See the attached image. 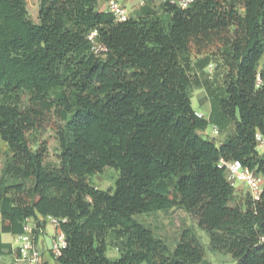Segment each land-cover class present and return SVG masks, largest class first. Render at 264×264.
<instances>
[{
  "label": "trees",
  "instance_id": "16d2710c",
  "mask_svg": "<svg viewBox=\"0 0 264 264\" xmlns=\"http://www.w3.org/2000/svg\"><path fill=\"white\" fill-rule=\"evenodd\" d=\"M172 1L161 4L166 20L143 7L118 22L97 0H37L34 23L25 0H0V141L15 181L0 185L1 233L22 234L27 220L43 231L51 217L65 220L55 229L66 241L58 264H200L189 230L171 250L134 219L180 208L210 251L264 264V187L258 202L237 198L217 168L239 162L264 178L255 142L264 139V0ZM93 31L104 56L90 51ZM197 57L194 85L212 119L234 126L219 145L200 135L209 121L191 108ZM53 116L58 164L48 168L47 142L32 147L27 136ZM105 168L118 177L100 190L90 178ZM108 244L118 259L106 258ZM9 249L0 243V255Z\"/></svg>",
  "mask_w": 264,
  "mask_h": 264
},
{
  "label": "rangeland",
  "instance_id": "374dc122",
  "mask_svg": "<svg viewBox=\"0 0 264 264\" xmlns=\"http://www.w3.org/2000/svg\"><path fill=\"white\" fill-rule=\"evenodd\" d=\"M99 5L104 4L108 0H98ZM126 9L128 18H133L140 13L141 8L147 7L153 10L160 18L166 20L167 15L162 11L161 4L165 0H115ZM184 0H173L177 6H180L181 2ZM26 8L28 11V18L37 23V0H26ZM102 9L101 7H98ZM242 11V10H240ZM106 12V11H104ZM138 13V14H137ZM202 58H194L192 64L195 66L191 71L193 77V85L189 90L191 108L200 117L209 121V124L204 132L200 135L207 140L213 141L215 145H219L227 139L229 135L233 133L234 126L230 122H215L211 117L212 106L204 93L203 90L198 89L194 82L199 80L197 74L200 73L199 63ZM216 65L214 60H212L204 72L213 76L216 71ZM264 65V56H262L259 61L257 70L259 71ZM218 69V68H217ZM29 96L27 93H22L20 96L19 106L25 108L28 106ZM59 121L54 116L51 117L47 124L39 129L38 132H32L27 136V139L32 147L36 144V141H46L47 142V157L45 159V166L48 168L56 167L58 164L57 154L59 145L55 139V130ZM217 127L218 133L214 135L212 132L213 127ZM264 151L263 147H258V152L262 154ZM11 154L7 149L6 145L0 141V185H10L15 183L14 180L9 179L4 173L7 163L10 162ZM118 177V173L110 168H105L103 172L99 175L90 178L91 183L100 190H107L114 187V182ZM235 196L238 198L245 195L246 190L243 186H238L235 189ZM134 219L141 224L143 227L149 229L152 235L165 242L167 246L173 250L181 238V234L185 230H189L197 239L198 243L203 249V258L200 264H235V261L231 258L229 254L225 252H212L209 250V239L206 232L197 228V225L189 215H187L182 209L175 208L167 212H156L146 215L135 216ZM53 234V227L47 221L46 225V235L51 236ZM111 235H108L107 240L110 241ZM15 246V245H14ZM16 256V255H15ZM50 260L52 258L48 254ZM105 256L107 259L114 261L119 258L118 251L111 245H107ZM10 260V257H7ZM6 260V258H5Z\"/></svg>",
  "mask_w": 264,
  "mask_h": 264
},
{
  "label": "built area",
  "instance_id": "2783aa9c",
  "mask_svg": "<svg viewBox=\"0 0 264 264\" xmlns=\"http://www.w3.org/2000/svg\"><path fill=\"white\" fill-rule=\"evenodd\" d=\"M26 1V0H25ZM191 0H184L180 7L185 8ZM106 12L110 13L118 22H125L128 19L126 9L115 0H108L106 3ZM90 51L97 56H104L107 53V48L97 41L96 31L90 32L87 37ZM258 81V79H257ZM200 117V116H199ZM214 135H217V127L212 128ZM255 142L258 147L264 145V139L260 134L255 135ZM217 168L222 169L225 173L226 181L234 189L238 186H243L246 193L253 202H258L261 198L264 178L255 174L253 171L243 166L239 162L219 163ZM47 221L54 229V235L51 238L49 252L56 259L60 257L62 250L66 247V241L62 233H57L55 229L65 220H57L55 218H47ZM36 230L38 234L42 231L35 229V225L31 221H26L23 226V233L16 236L17 247L15 249L16 260L25 264H42V256L36 245V236L33 232Z\"/></svg>",
  "mask_w": 264,
  "mask_h": 264
},
{
  "label": "crops",
  "instance_id": "0c3cea01",
  "mask_svg": "<svg viewBox=\"0 0 264 264\" xmlns=\"http://www.w3.org/2000/svg\"><path fill=\"white\" fill-rule=\"evenodd\" d=\"M106 3L107 2H105L102 5H99V1L97 0V8L98 7L102 8V9L98 8V10L102 12L106 11ZM46 225H45V229L36 236L35 242L42 256V264H58L49 252V245L51 238L54 235V229H53V234L49 237L46 235ZM0 243L7 245L10 248L9 250H4L3 253L0 255V264H25L24 262L16 260L17 257V255L15 256V249L17 247L16 236H12L10 234H3L0 231ZM48 254L52 258V261L50 260ZM7 257H10V260Z\"/></svg>",
  "mask_w": 264,
  "mask_h": 264
}]
</instances>
